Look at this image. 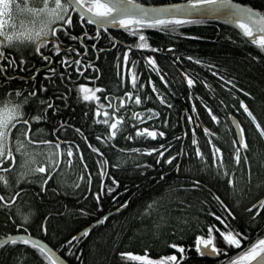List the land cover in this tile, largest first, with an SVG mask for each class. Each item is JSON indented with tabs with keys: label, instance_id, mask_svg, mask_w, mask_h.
<instances>
[{
	"label": "trees",
	"instance_id": "16d2710c",
	"mask_svg": "<svg viewBox=\"0 0 264 264\" xmlns=\"http://www.w3.org/2000/svg\"><path fill=\"white\" fill-rule=\"evenodd\" d=\"M136 1L159 4L181 0ZM236 1L257 7L264 3V0ZM73 15L77 16L75 13ZM75 23L76 27L72 31L74 34H78L82 30L78 18ZM83 30L94 34L96 28L95 25H91L86 26ZM100 33L105 35V38L94 39L98 45L113 42L105 29L101 28ZM110 35L128 43V45L135 43V40L125 29L110 30ZM144 35L150 48L160 49L155 56H158L156 63L161 74L164 72L169 81L166 88L156 77L152 78L156 88L172 104L171 109L168 107L162 109L160 112L162 117L163 115L166 117L168 114L169 126L177 131L179 111L181 108H186L188 115L193 116L195 135L210 139L221 149V157L227 166V172L234 175V186L240 191L233 196V189L227 184V178L217 174V168L212 164V146L207 140L204 147L199 146L203 153V161L202 158L195 155L193 147L186 143L189 146L187 157L181 159L177 166L176 159L166 165L163 163L165 157L161 163H156L152 156L123 152L122 149L135 148V144H132L135 142L117 137L106 144L112 145L111 148L106 149L107 152H110L107 154L105 149L103 151L104 157L109 161L104 184L112 187L113 192L107 193V188L102 190L104 192V195L101 196L102 208L97 211L94 197L91 194L84 196V193L99 191L100 169H98L97 160H101L102 157L81 149L80 153L74 154L73 163L69 165L64 151L66 146H63L61 151L64 154L59 157L62 162L59 165L51 163L57 159L55 149L57 137L82 142L85 136H89L94 131L93 126L91 132L88 131L90 127L88 123L94 122L92 109L87 102L78 99L79 78H76V75L68 69L66 73L71 75V79L68 80L66 76L65 83L60 88L61 92L68 88L71 89L68 92L67 106L62 101L56 100V104L61 109L59 113L54 114L49 111L48 119L33 123L30 129L31 135L36 137L39 142L48 140L51 143L45 145L38 142L33 146L24 141V148L21 153H17L15 135L10 134L15 162L9 160L5 161L3 165L7 168L9 163H13L10 170L0 173L8 181L7 186L0 181V195L4 196L5 201L17 193L19 195L10 206L0 207V237L24 232L23 229L16 228L17 224L23 223L28 229L27 234L41 238L52 248L58 249L63 245L69 232L76 234L105 212L123 203L124 200H129V204L125 208L110 215L105 223L91 227L88 237L81 236L80 245L76 248L79 255L70 254L67 247H64L61 248V256L69 264H146V261L132 260L120 254L131 252L133 255H146L150 260H158L163 256L178 255L176 249L171 248L170 245L171 243H182L188 253L187 259L181 264H216L217 260L197 257L194 248L189 247L194 239L193 234L200 229L201 223L204 230L210 223L221 227L209 214L210 211L220 213L219 205L210 195L212 192L218 194L234 211L241 230L247 224H251V227L248 228L250 237L256 235L258 229L264 226V217L260 218L257 215L255 221H250L249 217L252 214L246 212L249 203L264 192V142L256 127L250 124L245 113L239 109V101L244 100L257 122L264 128V52L246 41L234 26L220 20H205L200 24L180 25L175 33L162 31L159 28L144 29ZM63 41L69 42L67 38H64ZM76 44L79 42L76 41ZM170 45L172 51L168 50ZM115 47H117V52H103L95 64L99 69L98 78L103 86H109L117 79L114 73L116 59L118 56H122L126 47L119 45ZM8 51L13 53L11 58L17 62L21 55L28 61L22 71L17 68L15 71L7 73L8 76L15 77L10 82L12 89H26L28 85L25 81L29 79L28 74L38 66V64L33 65L35 59L32 57V51L28 47L19 51L16 49L12 51L8 49ZM139 52L141 50L133 48L129 57L132 53L134 56H139L136 55ZM177 56L181 59L174 63ZM188 56L200 59L202 63L196 64L194 60L189 61L186 59ZM252 57H257V59L253 60ZM0 63L6 64L7 61L0 57ZM205 64L215 65V68L210 71L205 67ZM178 71L186 72L197 80L191 89L182 81ZM214 71L225 76L226 80H233L236 87L233 88L231 84L220 81L218 76L213 75ZM138 72L145 78L148 75L144 68H139ZM41 73L38 72L36 76L30 77L32 85L38 87L41 83L47 84ZM92 73L96 74L94 71ZM201 81L207 82L209 87L205 88ZM143 84H145L146 91H143L142 95L152 97L143 105L157 104V100L149 92L146 81ZM240 89H243L248 95H244ZM7 91L8 89L3 86V81H0V101H3ZM233 92L235 97L232 95ZM51 94L52 92L49 91L48 95ZM190 96L191 99H189ZM41 98L46 99L43 96ZM35 103L33 101V106L30 109L26 107V113L29 115L38 114ZM193 105L196 107L197 115H193L190 110V106ZM205 105L212 109V114L218 117L216 125L212 123L209 114L202 111V108L205 109ZM228 113H234L238 117V122L244 129L247 145L243 151L244 157H247V164L241 159L234 171L232 141L235 140V135L227 120ZM197 121L209 128L210 135H205L201 128H198L195 124ZM61 122H67L69 126L60 128ZM73 125L86 133L85 136L74 132L71 127ZM94 125L103 126V124ZM96 128L95 132L98 135H104V129ZM124 129H126L125 125ZM20 130L18 126L14 129V133ZM212 133L215 135H211ZM21 139L23 140V137ZM160 139L162 138L159 137ZM164 139L166 138L164 137ZM72 143L76 144L77 142ZM178 146L179 144L176 143L175 152H178ZM22 153H27V155ZM81 154L88 165V172L84 171L79 162ZM221 157H218V161ZM114 164L118 167L113 168ZM145 164L152 165V167L145 168ZM40 165L45 167L46 173L56 166L57 171L49 178L46 173L32 172L33 168ZM177 167L179 171H177ZM19 173L25 174L23 179L19 178ZM89 173L92 176V181L88 186L87 176ZM82 174L83 180L80 179ZM45 179H47V183L44 185L46 190L41 191V184ZM113 179L118 183L113 185ZM197 181L199 187L189 190L191 184ZM125 189L128 191L125 192ZM113 195L117 196L116 202L112 200ZM237 200L240 201L238 205ZM203 201L206 202L202 203ZM3 204L4 201H0V205ZM17 209L24 213H31L27 222L17 215ZM81 209H84L88 214L81 215ZM9 216L12 219H9ZM45 217H48L47 235L41 229V225L45 223ZM0 264H44V261L39 256L38 250L17 241L15 244L8 242L0 245Z\"/></svg>",
	"mask_w": 264,
	"mask_h": 264
},
{
	"label": "snow or ice",
	"instance_id": "6c2138e0",
	"mask_svg": "<svg viewBox=\"0 0 264 264\" xmlns=\"http://www.w3.org/2000/svg\"><path fill=\"white\" fill-rule=\"evenodd\" d=\"M18 7V6H17ZM29 12L33 14L35 18L40 19L41 24L39 28H34L30 31L17 32L14 29L8 30L6 28V22L3 17L5 13L11 12V0H0V57H3L7 61L6 64L0 63V81H3V86L8 89L4 95L3 101H0V173H4L13 167L15 162L14 153L12 150V136L15 135L16 152L21 153L24 148V141H29L30 143H37V141H32L31 137V127L34 122H40L48 119L47 113L51 111L54 114L59 113L60 107L56 104V100L63 102L67 106L68 92L71 91L70 88L66 89L64 92L60 91L61 85L65 83V77L68 80L71 79V75L65 71H60L57 76V68L53 67V63L58 66L62 65L64 69H69L71 65H75L76 73H83L85 68H92L95 73H99V69L96 65L89 60L87 64L83 63V59L80 58L82 53L77 51L76 47L71 44L67 48L64 47L63 41L59 33H63L71 41H81V43L87 44L91 40H99L101 38L100 32H95L92 36L86 30H83L86 26L98 25L104 28L107 32V25L112 24L120 28L125 29L131 37L135 40L134 44L128 45L123 51V61L125 65L129 63V53L135 49H148L150 45L147 42V38L144 35V29H157L162 31L175 33L180 25L184 24H200L204 23L208 17L214 19H223L226 23L233 24L237 29L240 30L242 36L246 41L250 42L252 45L256 46L260 51L264 52V3L259 7L253 6L251 4L237 3L235 0H186L183 4H169L162 5L159 7L145 6L139 4L136 0H41V6L33 7L28 9ZM73 13L77 14L74 17ZM78 18L79 24L81 26V32L73 34V29L76 27V19ZM81 37H88V40H81ZM34 46V52L39 54L42 60L46 63L42 64L40 71L44 72V79L47 84L41 83L38 87L32 85L30 77L36 76V72H30L29 79L25 81L28 87L26 89H12L11 81L15 79L14 76H8L7 73L10 71H15L19 68L21 71L23 67L27 65L28 61L23 55L20 56L19 61L11 58L13 53L9 52L8 49L20 50L28 46ZM7 46V47H5ZM113 47H115V41L113 42ZM43 47H47L49 52L45 54L42 51ZM92 49L97 51H103L98 49L96 44L91 45ZM153 52L159 51L160 49L152 48ZM169 51H172L171 45L169 46ZM89 50L84 49V54ZM60 54V59L57 60L53 55ZM75 54L77 58H73ZM181 57L177 56L175 61H179ZM187 60L193 61L196 64H201L200 59H195L192 56L186 57ZM253 60L257 57H252ZM146 66L151 67L152 71L155 72L160 81L167 88L169 81L166 79V74H161L160 68L157 66L155 59L152 56L144 57ZM133 67L127 68V81L121 77L120 87H125L126 84L130 85V90L125 91L123 96L117 97L113 95L104 96L103 100L109 101V103H100V97L96 95L97 92H103L102 88H87L84 84H79L77 86L78 99H82L85 102L96 101L97 107L94 112V123L103 124L106 126V133L104 135H97L96 140L101 144H108L109 141L113 140L125 131L124 125L129 119L133 122V127H135L134 135H127L125 138L129 141L138 140L143 138H152L155 140L157 137H165L166 133L159 130L157 127H142L136 126L137 124L142 125L145 121H154L161 117V113L154 108H143V110H133L131 106L142 107L144 103L152 99L149 95H142V90L145 89L143 83H139V76L136 74L135 64L136 61H131ZM83 65V67H81ZM210 71L215 68V65L205 64ZM213 75L219 77L220 81H225L227 84H231L233 88L236 87L235 83L231 79L225 78V76L220 75L219 72L214 71ZM182 78L186 82L189 89L197 82L188 73H182ZM205 88L209 85L205 81H201ZM148 84L151 86L152 93H155V99L159 101L160 105L167 104L169 109L172 108V104L167 101V97L160 93V91L153 84L152 80L149 78ZM49 91L52 92L48 95ZM244 92L243 89H240ZM25 92L27 93L25 95ZM235 97V93H232ZM244 95H248L244 92ZM46 97L41 98V97ZM192 97L190 96L189 99ZM199 99V97H197ZM33 101H35V108L38 114L29 115L26 113L25 109L32 108ZM118 101V103H115ZM223 103V101H221ZM209 116L213 122H218V117L212 114V109L207 108L205 105ZM239 109H242L244 113L251 119L252 123L255 124L257 131L261 137H264V128L257 122L256 117L249 110L244 100L239 101ZM238 109V110H239ZM192 112H196V107L193 105ZM130 113V115H128ZM103 117L100 119V117ZM187 120L189 123L192 122L193 116L188 115ZM167 118L163 119V125L167 126ZM19 126L21 129L14 133V129ZM67 122H61L60 128L68 127ZM236 128L239 130L238 140H233L232 144L234 146V151L232 153L233 160L235 161L233 171L235 166L239 165L241 161L240 150L246 149L247 145L245 143L244 129H242L239 123H236ZM76 133L83 136V132L80 128L74 129ZM55 131V129H54ZM205 135H210L209 129H204ZM211 135H215L212 133ZM23 137V140L21 139ZM85 142H87V137H84ZM174 139L180 140V137H175ZM45 145H49L51 142L48 140L40 141ZM60 143L55 144L57 159L52 161L56 165H59L62 161L59 158L64 154L61 151ZM67 145L66 152L67 163L71 165L73 163L74 154L80 153L79 145H75L72 142L64 141ZM212 146V164L217 168V174L223 175L227 178V184L232 187V195L235 196L239 189L234 186V175H230L227 172V166L223 162L221 157V149L212 143L211 140L208 141ZM238 144V147H235ZM192 145L195 147V155L202 158L203 153L195 136V131L193 132ZM114 146V145H113ZM88 147L93 153L98 154L103 157V153L99 148L88 144ZM173 147L172 143H168L167 146L161 144L158 148H132V149H122L121 151L127 153H143V154H157L156 163H161V158L165 156ZM27 155V153H22ZM51 155V154H50ZM176 155H168L167 159L163 160L164 164H171ZM218 157H221L218 161ZM11 160L13 163H9L7 168L3 167L5 161ZM244 163L247 164V157H243ZM79 162L82 165L85 172H88V165L84 160L83 155H79ZM106 165L107 160H97V166L99 167V177L101 189L104 188V178L106 176ZM113 168L118 167V165H112ZM139 167V166H138ZM145 168H150L152 165L145 164ZM57 169L52 167L50 171L46 173V169L43 165L37 168H33L32 172H38L51 177ZM177 171L179 168L177 167ZM24 173H19L20 179L24 178ZM162 178V175H161ZM83 180V174L80 176ZM89 185H91L92 176L89 173L87 176ZM0 181H2L6 186L8 184L7 179L4 175H0ZM19 183V180H18ZM47 183V179L41 184V191H45L44 185ZM118 181L112 180V184H117ZM199 182H193L189 190L198 188ZM128 189H125L127 192ZM113 188L107 187V193H112ZM91 194L96 201V208L99 211L102 208L101 196L104 195L103 191L95 193H84V196ZM17 195H13L11 199L5 201L4 196L0 195V201H4L3 207L5 205L10 206L14 201H16ZM213 200L219 205L220 213L216 211H210V215L215 218L221 227H217L216 224H208L206 230L201 223L200 229L194 232V239L189 246L194 248L195 253L198 256H209L218 257L223 254L226 258L223 264H264V226H262L257 231V236L252 239L249 236L248 228L251 224H247L246 227L241 230L237 222V217L234 211L227 205L221 197L215 192L210 193ZM112 200L116 202L117 196L113 195ZM206 201H203L204 203ZM237 205L240 203L239 200L236 201ZM129 204V200H124L123 203L119 204V207L115 208L114 211L119 212L121 209L125 208ZM151 207V205H149ZM261 209H264V198L257 201L250 208L246 209V212L251 213L249 217L250 221H255L257 214L264 215L261 213ZM147 211V209H146ZM81 215H87L84 209L80 210ZM17 215L21 216L25 222H27L31 216V213H24L20 209H17ZM9 219H12L9 216ZM45 223L41 225V229L47 235L48 227L47 221L48 217H45ZM108 219L107 215L100 216L98 220L95 221L96 224H103ZM198 223H200L198 221ZM17 229H23L27 233L28 229L23 223L16 225ZM74 231V230H73ZM91 231L90 227H85L83 230L77 234H72L69 232L68 237L65 238L61 248L67 247L70 254L79 255L76 252V248L80 245V238L88 237ZM17 241L22 242L25 246H31L33 249L38 250L39 256L42 257L44 264H64V261L57 254L53 248L49 247L48 244L34 240L30 235H8L4 240L0 241V245L7 244L11 242L15 244ZM171 248L176 249L179 254V259L176 254L160 257L158 260H150L147 256L133 255L131 252L121 253L123 257H129L136 261H146V264H181V261L185 260L186 249L182 243H171ZM236 250L235 254L228 256L230 250Z\"/></svg>",
	"mask_w": 264,
	"mask_h": 264
},
{
	"label": "bare ground",
	"instance_id": "6f19581e",
	"mask_svg": "<svg viewBox=\"0 0 264 264\" xmlns=\"http://www.w3.org/2000/svg\"><path fill=\"white\" fill-rule=\"evenodd\" d=\"M95 32H99V30L96 29ZM92 35L93 34H90L89 33V36H92ZM101 37L102 38H105V35H101ZM109 37L113 40V42L115 41V46L116 45L125 46V47L128 46V43H126L124 41H121L118 38L113 37L112 35H110ZM81 40H88V37H81ZM77 42H79V44H76V41L74 42V41L69 40V43L64 44V47L67 48L69 44H71L73 47H76L77 50L80 53H82V56L80 58L83 59V63L84 64H87L89 60H91L94 64H96V61H98V59L100 58V55L103 52H112V51H114V53L117 52V47H113L112 46L113 45V42L112 43H105V44L103 43V45L102 44L101 45H98V43L96 41H94V39L91 40L87 44L81 43V41H79V40ZM93 43L97 45V48L98 49H102L103 51H97L96 49H92L91 45ZM85 48H87L89 50L86 54H84V49ZM151 49L152 48H150V47L148 49H140L141 52H139V53L136 54V55H139V56H134L133 53H132V55L130 56L128 65H125L124 64L123 55L121 57L118 56V58L116 59L115 67H114L115 68V72L114 73H115V76H116L117 79H116V81L113 84H111L109 86H103L102 85V83L100 82V80L98 78V76H99L98 74L99 73H96V74L92 73L93 72V69L92 68H85L82 74L81 73H75L76 78L77 77L79 78L78 79L79 84L82 83L87 88H102V89H104V91L101 92V97L102 98L104 96H108V95H113V96L121 97V96H123L124 92L130 90V87H131L130 85H127V84H126L125 87H120V82H121V77L124 78L125 82L127 81V68L128 67H133V65L131 64V61L133 59V61H136V64H135L136 74L142 75L141 73L138 72L139 68L140 69L141 68H144L145 70H147V72H148L147 73L148 74L147 77L146 78L143 77V76L139 77V83H143L144 81H146V83H147V85L149 87V90H150L149 92H151V94L155 98V95L156 94L155 93H152L151 86L148 84V80H149V78L152 80V78L156 77L157 80L160 83H162V82L160 81L159 76L155 72L152 71L151 67L146 66L144 57H146V56H152L155 59V61L158 60V56L157 57H155V56L158 54L159 51L153 52ZM81 67H83V65H81ZM163 74H164V72H163ZM178 74H179L180 78L182 79V81L185 82L183 80V78H182V72L181 71H178ZM152 82H153V80H152ZM185 84H186V82H185ZM143 91L144 92L146 91V87H145L144 90H142V93H143ZM101 102L104 103V104L109 103V101H101ZM156 102H157V104H153V106H155L153 108L155 110L159 111V112H161L163 108L167 107V104L160 105V103H159L158 100ZM190 110L192 111V106H190ZM202 111L207 113V109L206 108L205 109L202 108ZM192 114L193 115H197V111L195 113L192 112ZM187 117H188V113L186 111V108H181L180 111H179V123H178V130L177 131L174 130V129H171V127L169 126V119H168L169 117H168V114L166 116L167 121H168L166 127L163 125V119L165 118V115H163V117H162V114H161V117L159 119H156L154 121H145L142 125L137 124L136 126L149 127L150 129L152 127H157V128H159V130L164 131L166 133V135H165V138L166 139H164V137H163L162 138L163 140L160 139L157 143L160 144V145L163 144L165 146H167L168 143H172L173 147L168 152H166V155L164 157H165V159H167L166 156H168V155L178 154V155H176L175 159L177 160L176 161V164L179 165L178 164L179 161L181 159H184V157H187L188 147H189L188 145H190V146L193 147V150H194V153H195V147L196 146H193L192 145V138H193V132H194V124L192 122L189 123L188 120H187ZM102 118L103 117H101V119ZM231 118L236 119L238 121V117L234 113H228L227 114V120H228L229 123H231ZM94 124H95L94 122H92V124L91 123L90 124L88 123V125H90L89 130H88L89 133L92 130L91 129L92 126L94 127V129H93L94 131H92L89 136L88 135L87 136L84 135L85 137H87V142H85V139L83 138L82 142H78L77 140H75L77 142L75 145H79L80 151H81V149H85V150H88V151L92 152L91 149L88 147V144L90 143L93 146L99 148L102 153H104L103 151L105 149V153L108 154L110 151L107 152L106 149L107 148H111L112 145L111 144L110 145H106V144H103L102 145L101 144V146H100V142L96 140V136L98 134H97V132H95V128L97 127L100 130L101 129H104L105 130L104 134H105L106 131H107L106 126L105 125H103V126H96ZM195 124L198 126V128H201V130L204 132L203 127H201V122L200 121H197V123L195 122ZM71 127H72V129H73L74 132H75L74 129L75 128H78L75 125H73ZM125 128H126L125 131L123 133H121V134H118L117 137H119V138H125L127 135H134V133H135L134 132L135 127H133V122H132L131 119H129L127 121V123L125 124ZM125 133H128V134H125ZM83 134H86V133H83ZM234 134H235V132H234ZM88 137H90V139H88ZM175 137H180L181 139L180 140H176V139H174ZM235 138H236V134H235ZM30 139L32 141H37V143L39 142V140H37L36 137H34L32 135H31ZM196 139H197V142H198V146H203V147L205 146L206 140L204 138L197 137L196 136ZM139 140L140 139H138V140H132V141L133 142H139ZM27 142H29V141H27ZM143 142H145V144L146 143L149 144L148 141H145L144 140ZM37 143H30V144H32L33 146H35ZM56 143L57 142H55V144ZM176 143L179 144V146H178V152H175V149H174V146H175ZM186 143H188V145H186ZM132 144H135V143H132ZM102 159L103 160H107V165H108V162L109 161H108V159H106V157H104V154H103ZM107 165H106V168H107ZM55 168H57V166ZM87 185L89 186V184H87ZM107 187H108V185L107 184H104V188L103 189H106ZM103 189H101V185H100V181H99V189L98 190L99 191H102ZM117 207H119V205L116 206V207H114L113 209L109 210L108 212H105L101 216L107 215V217H109L110 215H112L114 213H117L116 211H114V209L117 208ZM99 217L97 218V220L99 219ZM95 221L91 222L87 226L91 225ZM95 225H93V226H95ZM87 226H85V227H87ZM93 226H91V227H93ZM81 230H79L78 232H80ZM17 233L27 234V233H24V232H17ZM7 235H5V236H7ZM2 237H4V236H2ZM2 237H0V238H2ZM58 250H60V252H61V248H58Z\"/></svg>",
	"mask_w": 264,
	"mask_h": 264
},
{
	"label": "flooded vegetation",
	"instance_id": "af4514ba",
	"mask_svg": "<svg viewBox=\"0 0 264 264\" xmlns=\"http://www.w3.org/2000/svg\"><path fill=\"white\" fill-rule=\"evenodd\" d=\"M16 1H18V2H23V1H26V0H16ZM29 1H31L32 2V4H34V5H40V3H39V1L40 0H29ZM96 28V27H95ZM104 29V28H103ZM9 30H12V29H9ZM110 30H113V29H108V31L106 32L109 36H110ZM99 32H100V29H99ZM59 35L61 36V39H62V41H63V39L64 38H67V37H65L64 35H62V32L61 33H59ZM0 39H2V37H0ZM68 39V38H67ZM69 40V39H68ZM66 43H69V42H64L63 41V44H66ZM30 48V50L32 51V57H34V61H33V65L35 66L36 64H38V66H36V68H35V72L36 73H38V72H42V71H40V67H41V65L42 64H44V63H46V62H44L43 60H42V58H41V56L39 55V54H37V53H35L34 52V46H32V45H30V46H28V49ZM11 51L13 50V49H10ZM136 50H140V49H136ZM42 51L45 53V54H47L48 52H49V49L47 48V47H43L42 48ZM78 51V50H77ZM79 52V51H78ZM53 55L56 57V59L57 60H59L60 59V54H55V53H53ZM73 55V58L75 59V58H77L76 57V55H74V54H72ZM1 59H3V57H1ZM38 59V60H37ZM132 61H133V59H132ZM53 67H55V68H57V74L59 75V72L60 71H65V72H67L66 70H68V69H64L63 68V66L62 65H57L56 63H53V65H52ZM75 68H76V66L75 65H71L70 67H69V69L75 74L76 73V71H75ZM44 76V72H42L41 73V76ZM139 77H141V75L140 74H137ZM76 84V83H75ZM96 95L97 96H99L101 99V101H105V100H103V98L101 97V92H97L96 93ZM100 101V103H102ZM89 105H90V107H91V113H92V116H93V121H94V112H95V110H96V107H97V102L96 101H88L87 102ZM115 103H118V101H116ZM132 108H133V110H143V108H153V107H155V106H153L152 104H150L149 106H142V107H140V106H131ZM193 107V106H192ZM243 111V110H242ZM206 114H208V112L206 113ZM128 115H130L129 113H128ZM245 115V117L248 119V121L250 122V124H252V122L249 120V118L247 117V115H246V113L244 114ZM102 117V116H101ZM210 119H211V117H210ZM212 121V120H211ZM212 123L214 124V125H216V123L217 122H213L212 121ZM239 123V122H238ZM229 125L231 126V130H233V127H232V125H231V123H229ZM240 125V124H239ZM201 127H203V129H205V128H207V127H205V126H203L202 124H201ZM241 127V126H240ZM255 127V126H254ZM207 129H209V128H207ZM134 132H135V130H134ZM234 132V131H233ZM209 133H211V131H209ZM235 135V134H234ZM143 139H145V138H143ZM143 139H140L139 140V142H135V148H140V149H144V148H157V147H159V145L160 144H158L157 142L159 141V137H157L155 140H153L152 138H146L147 140L146 141H148L149 142V144H145V142H143ZM205 140H207V142L210 140V139H208V138H206ZM235 140H236V138H235ZM262 140H263V142H264V137H262ZM61 142L60 143V148H61V150H63V146H66L67 147V145L66 144H64L63 142L64 141H68V142H75L74 140H70V139H63V138H59V137H57V142ZM238 146V145H237ZM210 149H211V147H210ZM212 150V149H211ZM243 151H244V149H241L240 150V155H241V159L243 160V157H244V154H243ZM81 152V151H80ZM143 154V153H142ZM145 155H147V156H152V158L156 161V159H157V154H151V155H148V154H145ZM166 155V154H165ZM164 157H162L161 158V160L163 159ZM166 158H167V156H166ZM244 161V160H243ZM178 166V165H177ZM261 198H264V192H262L261 194H259L257 197H255L254 198V200H252L250 203H249V205H248V207H247V209L248 208H250L253 204H256L257 203V201H259ZM261 213H264V209H261ZM260 218H263L264 217V215H261V214H257ZM263 221H264V219H263ZM264 223V222H263ZM262 234H264V233H262ZM257 236V234L255 235H253L251 238L252 239H254L255 237ZM194 250V249H193ZM177 251V250H176ZM235 251L236 250H230L229 252H228V256L230 257V256H232V255H234L235 254ZM194 252H195V250H194ZM187 253H188V250L186 251V253H185V260L187 259ZM177 254H178V252H177ZM195 255L197 256V257H199V258H206V259H208V260H217V263L216 264H223V261L225 260V256L223 255V254H221L220 256H218V257H214V258H210V257H207V256H198L196 253H195ZM177 258L179 259V254L177 255ZM182 262V261H181Z\"/></svg>",
	"mask_w": 264,
	"mask_h": 264
},
{
	"label": "rangeland",
	"instance_id": "374dc122",
	"mask_svg": "<svg viewBox=\"0 0 264 264\" xmlns=\"http://www.w3.org/2000/svg\"><path fill=\"white\" fill-rule=\"evenodd\" d=\"M34 5L31 1L26 0L23 2H18L16 0H11V12L5 13L3 19L6 22V28L14 29L17 32H25L33 30L34 28H39L41 21L35 18L31 12L28 11L29 8L41 6ZM18 6V7H17Z\"/></svg>",
	"mask_w": 264,
	"mask_h": 264
},
{
	"label": "water",
	"instance_id": "95a60500",
	"mask_svg": "<svg viewBox=\"0 0 264 264\" xmlns=\"http://www.w3.org/2000/svg\"><path fill=\"white\" fill-rule=\"evenodd\" d=\"M137 2V1H136ZM235 2H237V3H241V2H239V1H236L235 0ZM137 3H139V4H143V5H145V6H152V7H159V6H162V5H169V4H183V3H186V0H181V1H177V2H170V3H159V4H150V3H141V2H137ZM206 20H220V21H224L223 19H214V18H212V17H208ZM232 26H234L233 24H231ZM95 27H96V29L97 30H99L101 27H99L98 25H95ZM235 27V26H234ZM236 28V27H235ZM107 29H123V28H120V27H118V26H116V25H112V24H109V25H107ZM237 29V28H236ZM238 31H239V33L241 34V32H240V30L239 29H237ZM242 35V34H241ZM247 115V114H246ZM248 117V116H247ZM249 118V117H248ZM249 120L251 121V119L249 118ZM252 122V121H251ZM236 123H238V121L236 120V119H233V118H231V125H232V127H233V130H234V132H235V134H236V139L238 140V136H239V130L236 128ZM253 124V123H252ZM254 126H255V124H253ZM256 127V126H255ZM49 178V177H48ZM96 223L94 222V223H92L91 225H89V226H87V227H91V226H93V225H95ZM83 230V229H82ZM81 230V231H82ZM80 231V232H81ZM79 233V232H78ZM77 234V233H76ZM9 235H28V234H23V233H14V234H9ZM8 236V235H7ZM7 236H4V237H2V238H0V241H2V240H4L5 239V237H7ZM34 240H37V241H39V242H42V243H46L43 239H41V238H38V237H35V236H32V235H30ZM47 244V243H46ZM48 246L49 247H51L49 244H48ZM52 248V247H51ZM53 250L54 251H56L57 252V254L61 257V259L64 261V264H69L62 256H61V254H60V250H58V249H54L53 248ZM207 257H209V256H207ZM210 258H214V257H210Z\"/></svg>",
	"mask_w": 264,
	"mask_h": 264
}]
</instances>
